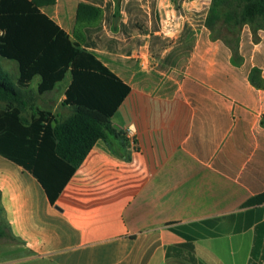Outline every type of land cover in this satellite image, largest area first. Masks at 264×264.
I'll use <instances>...</instances> for the list:
<instances>
[{"label": "crops", "instance_id": "0c3cea01", "mask_svg": "<svg viewBox=\"0 0 264 264\" xmlns=\"http://www.w3.org/2000/svg\"><path fill=\"white\" fill-rule=\"evenodd\" d=\"M113 8L54 0L41 10L81 47L90 29L112 43L94 39L92 51L129 87L111 117L128 136L125 158L97 139L50 204L30 173L0 155L13 239L2 238L12 244L0 246V264H241L236 240L248 232L244 264L258 249L264 264V36L254 42L247 28L233 49L200 39L191 11L152 30L145 11ZM138 12L147 20L134 26ZM70 80L38 94L35 77L28 112L66 119Z\"/></svg>", "mask_w": 264, "mask_h": 264}, {"label": "trees", "instance_id": "16d2710c", "mask_svg": "<svg viewBox=\"0 0 264 264\" xmlns=\"http://www.w3.org/2000/svg\"><path fill=\"white\" fill-rule=\"evenodd\" d=\"M236 1L241 3L236 15L238 24L258 22V30L264 27V0ZM211 2L210 27L217 18L216 8L224 5L225 0ZM52 4L54 0H0V58L15 61L18 67L14 81L0 65V155L30 173L44 189L50 204H54L97 139L125 158L120 140L127 142L125 133L112 125L111 117L129 92L128 85L94 55L98 30H88L86 44L81 47L41 10ZM154 6L152 0L150 11ZM84 11L85 6L80 5L77 16ZM142 15L138 12L134 17V26L146 22ZM150 21L155 30L156 20ZM111 44L99 39L97 46ZM67 73L71 80L62 105L71 108L69 116L58 120L49 111L36 109L29 113L32 93L28 88L32 80L39 77L36 92L43 94ZM261 123L264 124V116ZM1 213L0 206V238L13 240L6 232L8 225Z\"/></svg>", "mask_w": 264, "mask_h": 264}, {"label": "rangeland", "instance_id": "374dc122", "mask_svg": "<svg viewBox=\"0 0 264 264\" xmlns=\"http://www.w3.org/2000/svg\"><path fill=\"white\" fill-rule=\"evenodd\" d=\"M147 3L148 0H114L113 11H134L136 8L141 11H146ZM154 3L155 6L153 7V11H150V16L152 20L154 18L156 22L161 24L165 20V13L167 14L165 11H176V16L180 23L182 18H185L183 11H191V22L196 27L200 39H203V36H205V39H218L229 46H234L238 45L240 40H243L248 36V29L250 30L251 39L254 42L259 39V33L261 36H264V27H261L259 30L257 29L258 22H249L247 25L238 24L236 15L241 7V3L236 0H225L224 5H220L216 8L217 18H215L211 27L208 26V15L212 7L211 0H154ZM150 6L151 3L149 2L148 8H150ZM173 21L176 22L177 20L174 19ZM166 24L168 23L164 22V25ZM0 65L11 74L15 81L18 76L17 63L12 60L0 58ZM251 236L252 233L248 232L241 236L240 239L236 240V245L241 253L239 257L241 258V264L246 263L245 256L247 257L250 254V244L252 242ZM9 244L11 245L12 242L0 238V246L2 248H6ZM183 258L186 262L190 260L192 261L189 255H184ZM252 261H254V264H262V255L260 254L259 249ZM180 264L186 263L180 262Z\"/></svg>", "mask_w": 264, "mask_h": 264}, {"label": "built area", "instance_id": "2783aa9c", "mask_svg": "<svg viewBox=\"0 0 264 264\" xmlns=\"http://www.w3.org/2000/svg\"><path fill=\"white\" fill-rule=\"evenodd\" d=\"M152 1V0H151ZM151 1H149L148 0V3H147V5H146V11H145V13H146V15H147V17H150V8H148V4H149V2L151 3ZM194 1V0H193ZM167 12V14L165 13V23H168V24H178L179 22H178V20L179 19H177L178 17L174 14V12L173 11H166ZM174 19H176L177 21L176 22H174L173 20ZM126 136V135H125ZM126 138L128 139V136H126Z\"/></svg>", "mask_w": 264, "mask_h": 264}, {"label": "water", "instance_id": "95a60500", "mask_svg": "<svg viewBox=\"0 0 264 264\" xmlns=\"http://www.w3.org/2000/svg\"><path fill=\"white\" fill-rule=\"evenodd\" d=\"M115 128H117L116 126H114Z\"/></svg>", "mask_w": 264, "mask_h": 264}]
</instances>
